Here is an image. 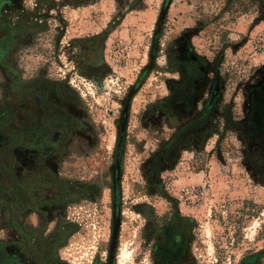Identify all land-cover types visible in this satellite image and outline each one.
<instances>
[{
  "label": "rangeland",
  "instance_id": "374dc122",
  "mask_svg": "<svg viewBox=\"0 0 264 264\" xmlns=\"http://www.w3.org/2000/svg\"><path fill=\"white\" fill-rule=\"evenodd\" d=\"M47 171L78 198L14 200ZM3 252L264 264V0H0Z\"/></svg>",
  "mask_w": 264,
  "mask_h": 264
},
{
  "label": "trees",
  "instance_id": "16d2710c",
  "mask_svg": "<svg viewBox=\"0 0 264 264\" xmlns=\"http://www.w3.org/2000/svg\"><path fill=\"white\" fill-rule=\"evenodd\" d=\"M238 2V1H237ZM244 4L241 3V1L239 2V7H244ZM230 9V8H229ZM218 88H215L213 90L212 93V100L211 102L214 101V99L217 96V90ZM210 102V101H209ZM4 156L1 159V163L3 162V165H5L6 167H11L12 166V156L10 154V152H5ZM38 170V169H37ZM38 172V171H36ZM48 172V177L45 178V182L44 184L40 185L39 183L35 184V185H30V184H25L24 182H19V186L21 187L20 189L18 188V191L20 192V194H16V196L14 195L13 197L14 200H16V197L19 196V199L23 196H25V198L27 199L28 203L25 208L37 212L40 207L42 205H50V204H63L65 199L67 198H72L75 199L77 197V195L79 194V192H77V187L76 185L73 186V188L71 189L70 186H67V184H62L60 183V179L59 177L54 174L53 172L47 171ZM40 174V173H39ZM46 175V172H44V176ZM28 177V176H26ZM67 183V182H66ZM65 186V188H64ZM48 189V191H47ZM43 190H45L44 193H46V191L48 192L46 195L50 196L49 198H43ZM51 191V192H50ZM18 192V193H19ZM16 193V191H15ZM45 195V194H44ZM78 198V197H77ZM16 202V201H15ZM22 203H24V201H22ZM7 207L5 208L4 211H6L7 213L11 212H17V210H13L12 208V204L7 203L6 204ZM15 209V208H14ZM40 228H44V225L41 223L40 224ZM30 231L29 233H34L37 231V228H34L33 226H30ZM32 233V234H33ZM28 234V233H26ZM66 234V228L63 226L62 222H59L55 228L53 229V231L51 232V236H49V239L47 240V245L50 246L51 248H53L54 246H58V245H62L63 244V239L65 237ZM4 252L0 254V257H3ZM4 262V261H3Z\"/></svg>",
  "mask_w": 264,
  "mask_h": 264
}]
</instances>
